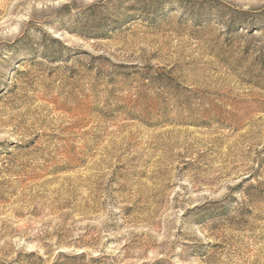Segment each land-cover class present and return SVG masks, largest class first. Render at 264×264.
<instances>
[{
    "label": "rangeland",
    "instance_id": "374dc122",
    "mask_svg": "<svg viewBox=\"0 0 264 264\" xmlns=\"http://www.w3.org/2000/svg\"><path fill=\"white\" fill-rule=\"evenodd\" d=\"M0 264H264V0H0Z\"/></svg>",
    "mask_w": 264,
    "mask_h": 264
}]
</instances>
